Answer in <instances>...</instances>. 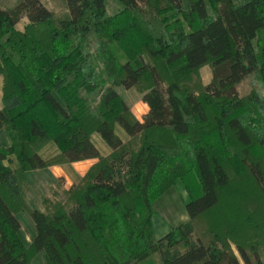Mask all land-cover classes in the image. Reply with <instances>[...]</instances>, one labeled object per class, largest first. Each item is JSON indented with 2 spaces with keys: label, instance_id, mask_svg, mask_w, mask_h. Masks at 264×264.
Returning a JSON list of instances; mask_svg holds the SVG:
<instances>
[{
  "label": "trees",
  "instance_id": "16d2710c",
  "mask_svg": "<svg viewBox=\"0 0 264 264\" xmlns=\"http://www.w3.org/2000/svg\"><path fill=\"white\" fill-rule=\"evenodd\" d=\"M117 1L109 14L107 0H66L60 18L41 0L0 7V131L12 141L0 147V264L39 254L46 264H264V0ZM206 65L212 79L197 91ZM119 86L143 93L142 121ZM116 124L139 136L137 149ZM51 141L61 153L47 159ZM91 158L90 181L67 191L71 207L31 211L27 243L29 173ZM178 181L189 220L157 238L153 204Z\"/></svg>",
  "mask_w": 264,
  "mask_h": 264
},
{
  "label": "rangeland",
  "instance_id": "374dc122",
  "mask_svg": "<svg viewBox=\"0 0 264 264\" xmlns=\"http://www.w3.org/2000/svg\"><path fill=\"white\" fill-rule=\"evenodd\" d=\"M21 0H0V7L6 9L14 8ZM50 10L53 11L56 17H63L69 14L66 0H41ZM107 8L109 14H115L120 9V4L117 0H107ZM29 22L26 16H23L17 24V29L24 31L25 25ZM5 38H1V42H5ZM205 67V66H204ZM203 68V67H202ZM201 68V69H202ZM203 73L200 70L201 80L194 75L191 81L193 89L199 91L202 84H204L205 74L211 70L209 65H206ZM212 72V71H210ZM253 79L248 77L243 80L237 87L240 95L248 93L252 87ZM4 86V76L0 75V104L2 105V95ZM119 94L125 99L129 105L131 113L134 117L142 115L146 110V102L143 100V93L137 88L125 89L123 86L117 87ZM116 128H120L116 124ZM11 137L8 130L4 129L0 132V147H5L11 144ZM139 136L130 137L126 143L132 149H137L139 146ZM61 151L54 142H47L41 149V154L47 159H51L60 155ZM6 164L17 168L19 166L15 155H11L6 161ZM89 163H81L80 165H73L69 161H60L43 169H36L29 173L24 188V208L19 212L22 229L21 235L27 243L32 241L35 234V225L31 217V211L38 208L44 212H50L52 208L58 204L71 207L73 201L67 194L73 186H85L91 179L94 172V167L86 173ZM83 173V174H82ZM240 183V182H239ZM246 183V182H245ZM249 189L253 190V185L247 183ZM222 204H225L227 195L224 193ZM189 201V195L184 185L178 181L161 195L153 204L155 214L153 222L157 238L164 236L171 227L178 226L189 219L186 209V203ZM232 249L241 258L237 246L232 243ZM261 257L264 261V250L260 249ZM32 264H46L44 256L39 254L33 260Z\"/></svg>",
  "mask_w": 264,
  "mask_h": 264
},
{
  "label": "crops",
  "instance_id": "0c3cea01",
  "mask_svg": "<svg viewBox=\"0 0 264 264\" xmlns=\"http://www.w3.org/2000/svg\"><path fill=\"white\" fill-rule=\"evenodd\" d=\"M205 69H207L206 66L201 69V72L203 73V71ZM210 71H212V69ZM210 71L208 70V72L204 75L205 76L204 84H208L212 79L213 74ZM0 108H2L1 104H0ZM148 111H149V106L146 103V110L140 116L135 114L136 118L139 119L140 121H142L143 117L148 113ZM116 132L123 139L124 142H126L131 137L129 134H127V132L121 126H120V128H116ZM92 140L95 143V145L98 147V149L100 150V152L103 156H109L112 153V151H113L112 148L105 142V140L101 137L100 134L94 133L92 135ZM7 145H10V143ZM98 162H99V158H91V159H85V160H80V161H74L71 163H73V165H77V166L80 165L81 163H89L88 168L86 169L87 170L86 173H87L91 169V167L95 166ZM188 220H186V221H188Z\"/></svg>",
  "mask_w": 264,
  "mask_h": 264
}]
</instances>
